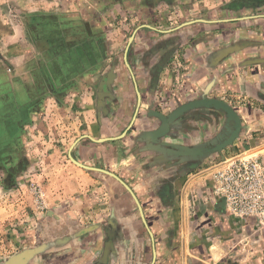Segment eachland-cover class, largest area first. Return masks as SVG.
I'll return each instance as SVG.
<instances>
[{
    "label": "crops",
    "instance_id": "crops-1",
    "mask_svg": "<svg viewBox=\"0 0 264 264\" xmlns=\"http://www.w3.org/2000/svg\"><path fill=\"white\" fill-rule=\"evenodd\" d=\"M32 16L0 72V264H264V226L231 215L201 174L264 161V0H78ZM182 26V27H181ZM16 64V65H15ZM213 105L151 135L183 105ZM119 176L133 196L112 176Z\"/></svg>",
    "mask_w": 264,
    "mask_h": 264
},
{
    "label": "built area",
    "instance_id": "built-area-1",
    "mask_svg": "<svg viewBox=\"0 0 264 264\" xmlns=\"http://www.w3.org/2000/svg\"><path fill=\"white\" fill-rule=\"evenodd\" d=\"M205 190L222 200L226 210L236 217L254 218L264 226V161L246 152L213 161L201 173Z\"/></svg>",
    "mask_w": 264,
    "mask_h": 264
},
{
    "label": "rangeland",
    "instance_id": "rangeland-1",
    "mask_svg": "<svg viewBox=\"0 0 264 264\" xmlns=\"http://www.w3.org/2000/svg\"><path fill=\"white\" fill-rule=\"evenodd\" d=\"M78 0H0V72L12 66L14 50L29 44L28 20L37 13H51L59 7L72 6ZM82 4V3H81ZM79 4V5H81ZM16 65V64H15ZM1 187V185H0Z\"/></svg>",
    "mask_w": 264,
    "mask_h": 264
},
{
    "label": "water",
    "instance_id": "water-1",
    "mask_svg": "<svg viewBox=\"0 0 264 264\" xmlns=\"http://www.w3.org/2000/svg\"><path fill=\"white\" fill-rule=\"evenodd\" d=\"M207 105H213V107L215 109H218V110L226 113L229 117L230 122L235 123L233 126L234 131L231 134V136H229L228 139H225L220 145H218L216 147L206 148V149H194V148L183 149V148H180L178 146L169 145L167 147L171 148L172 155L175 157H191V158L203 157L204 158V157L212 156V155L217 154V153H221L227 147L234 145L235 141L239 138V134H240L241 129H242L241 120H240L239 116L237 115V113L232 109L231 106H229L228 104H226L223 101L214 100V99H208V100L206 99V100L195 102L192 104L183 105L180 108H178L176 111H174L169 117H165V116L159 114V117L162 120L163 125L151 135L152 141L154 143H157L158 140L167 136L169 131H170V128H169L170 123L174 119L178 118L179 116H182L185 113V111H187L189 109H193L195 107H201V106H207ZM73 161H74V163H76L77 165H79L82 168H85V169H88L91 171H102V172H105L108 175L112 176L114 179H116L133 196V198L135 199L140 211L143 214V209H142V206H141L137 196L135 195L133 190L128 186V184L125 181H123L119 176H117L111 172H107L105 170H100L97 168L85 166V165L77 162L74 159H73ZM29 253L30 252H25V253H21L15 257H13L12 259L8 260V264H12V263L17 262V260L23 258V256L27 257L29 255Z\"/></svg>",
    "mask_w": 264,
    "mask_h": 264
}]
</instances>
